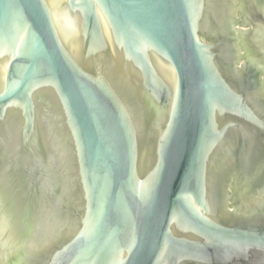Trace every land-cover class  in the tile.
Segmentation results:
<instances>
[{
    "label": "water",
    "instance_id": "water-1",
    "mask_svg": "<svg viewBox=\"0 0 264 264\" xmlns=\"http://www.w3.org/2000/svg\"><path fill=\"white\" fill-rule=\"evenodd\" d=\"M0 264H264V0H0Z\"/></svg>",
    "mask_w": 264,
    "mask_h": 264
}]
</instances>
